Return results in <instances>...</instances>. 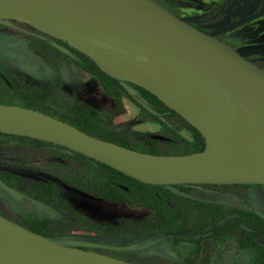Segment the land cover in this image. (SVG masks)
<instances>
[{
    "label": "water",
    "instance_id": "1",
    "mask_svg": "<svg viewBox=\"0 0 264 264\" xmlns=\"http://www.w3.org/2000/svg\"><path fill=\"white\" fill-rule=\"evenodd\" d=\"M0 19L24 23L102 62L140 86L202 135V151L151 154L89 135L49 114L0 104V132L52 142L80 152L141 182L264 185V134L242 100L264 111V70L233 47L188 22L158 0H0ZM158 55L180 94L128 71L116 58ZM12 195L19 190L0 179ZM264 218V216H263ZM82 247L128 250L68 239L61 244L0 215V264H136Z\"/></svg>",
    "mask_w": 264,
    "mask_h": 264
},
{
    "label": "rangeland",
    "instance_id": "2",
    "mask_svg": "<svg viewBox=\"0 0 264 264\" xmlns=\"http://www.w3.org/2000/svg\"><path fill=\"white\" fill-rule=\"evenodd\" d=\"M218 1L169 0L168 4L180 16L202 18ZM208 26L216 30L213 36L217 32L224 33L231 47L264 70V0H235L220 19ZM49 37L27 24L0 20V62L27 89L47 90L48 100L58 106L83 104L92 113L110 118L113 129L125 131L133 142L147 144L148 134H151L163 147L174 139L167 129L142 113L123 91L124 112L115 114L118 109L114 108L111 96L99 82L51 48L46 41ZM1 93L4 88L0 84ZM0 170L13 172L26 194L10 195L0 189V215L19 225L24 224L29 215L44 217L54 229L55 237L99 236L104 242L135 245L137 238L131 230L139 228L140 222L150 215V210L144 207L129 208L124 202L93 199L77 192L70 183L72 174L78 170L92 171V168L67 151L33 147L19 139H4L0 141ZM44 181L58 183L61 203L57 207L61 212L45 209L29 197L34 194L31 185ZM189 193L191 199L215 202L226 208L258 207L264 210V187L222 185L197 187ZM175 204L186 215L189 226L209 218L207 212L194 207L192 201L176 200ZM238 235L234 234L223 244L203 239L202 256L207 253L211 264L246 261L249 254L235 244ZM129 251L136 261L153 264H178L183 259L200 264L202 257L193 258L189 246L172 248L167 240L159 238L138 239L134 249Z\"/></svg>",
    "mask_w": 264,
    "mask_h": 264
},
{
    "label": "trees",
    "instance_id": "3",
    "mask_svg": "<svg viewBox=\"0 0 264 264\" xmlns=\"http://www.w3.org/2000/svg\"><path fill=\"white\" fill-rule=\"evenodd\" d=\"M158 1L171 8L168 4L169 0ZM227 3V0L216 2L211 7L213 17H218L225 10ZM186 20L191 22L189 18H186ZM192 24L197 26L195 23ZM29 28L35 30L31 26ZM46 41L49 42L51 48L59 52L66 60L98 79L101 86L111 96L114 108L118 109L115 114L124 112L120 90L115 87L119 79L101 70L88 56L70 47L66 42L53 37H49ZM0 84L4 88V93L0 94V104L19 105L39 110L75 126L89 135L142 152L181 155L202 151L205 147L204 138L198 130L177 112L166 106L155 95L137 85H132L134 91L131 94H127V96L142 113L161 127L167 129L174 136V139L170 140L166 146L161 147L151 134H148L150 138L147 140V144L131 141L125 131L113 129L110 118L105 119L92 113L81 103L64 107L51 103L48 100L49 93L47 90L40 88L27 89L20 83L15 74L5 69L1 62ZM4 139H19L33 147L42 146L67 151L73 158L86 162L92 168V171L78 170L72 174L70 183L76 191L93 199L120 201L124 202L129 208L144 207L150 210V215L140 222L139 228L135 227L131 230L137 238L136 241L138 239H165L172 248L178 245L189 246L192 257L197 258L202 256L204 251L203 239H211L223 244L228 238L237 233L239 235L235 238L236 247L247 252L249 258L246 261L232 264H264V219L256 212L252 211L249 215L238 208H226L213 203L191 200L174 193L165 185L141 182L107 164L52 142L0 132V141ZM0 178L12 187L21 188L20 179L9 170H0ZM172 186L176 190L184 192L187 184ZM31 189L34 193L31 198L34 201L45 207H52L54 212H61L59 210L60 207H57L61 203L57 182L33 183ZM176 200L192 201L193 206L198 209L202 208V210L207 212L209 218L207 220H199L189 226L186 215L175 204ZM48 223L49 220L44 217L29 215L25 223L21 225L38 234L51 237L61 244H66L67 236L56 235L57 237H55L54 229ZM136 241L134 242L135 245ZM82 248L136 264H153L136 261L129 255L130 251L127 250ZM199 263L210 264L209 257L204 255ZM178 264L192 263L188 259H183Z\"/></svg>",
    "mask_w": 264,
    "mask_h": 264
},
{
    "label": "bare ground",
    "instance_id": "4",
    "mask_svg": "<svg viewBox=\"0 0 264 264\" xmlns=\"http://www.w3.org/2000/svg\"><path fill=\"white\" fill-rule=\"evenodd\" d=\"M116 59L128 71L151 80L174 95L180 94L175 77L158 55L151 53L148 60H135L119 57ZM102 67L110 76L119 77L116 71L108 63L102 62ZM242 103L253 116L258 127L264 134V111L245 100H242Z\"/></svg>",
    "mask_w": 264,
    "mask_h": 264
},
{
    "label": "flooded vegetation",
    "instance_id": "5",
    "mask_svg": "<svg viewBox=\"0 0 264 264\" xmlns=\"http://www.w3.org/2000/svg\"><path fill=\"white\" fill-rule=\"evenodd\" d=\"M228 1V3H227V6H226V8H225V10L218 16V17H213V14H212V12H211V7L213 6H211L210 8H209V12H207V13H205L204 15H203V17L202 18H192L191 16H181L182 18H184L185 20H186V18L188 19H190V21L192 22V23H195L196 25H197V27L198 28H200L201 30H203L204 32H206V33H208V34H210V35H212L213 34V32H216V30H213V29H211L208 25H212L213 24V22H215L216 20H218V19H220L221 17H222V15H223V13L227 10V8L231 5V4H233V1H235V0H227ZM171 9V8H170ZM173 11H175L174 9H172ZM176 12V11H175ZM177 13V12H176ZM178 15H179V13H177ZM0 20H2V22H4V21H6V20H3V19H0ZM10 21H13V20H10ZM188 21V20H187ZM189 22V21H188ZM190 22V23H191ZM218 30L220 31V28H218ZM224 33H218L217 32V35H214L216 38H218L219 40H221V41H223L224 43H226V44H228L229 45V43H228V41H226V39L224 38ZM247 59H249V58H247ZM83 71H85V70H83ZM86 72V71H85ZM88 73V72H87ZM88 74H90V73H88ZM90 76L92 77V78H94V79H96L97 81H98V79L95 77V76H93V75H91L90 74ZM99 82V81H98ZM118 82V84H115V87L118 89V90H120V93L123 91L126 95L127 94H129L127 91H126V89L123 87V84H122V81L121 80H118L117 81ZM124 83L125 84H127L129 87H131L132 88V85H135V84H132V83H129V82H126V81H124ZM99 84H100V82H99ZM101 85V84H100ZM120 86V87H119ZM103 88V87H102ZM104 89V88H103ZM105 90V89H104ZM133 89H132V93H133ZM131 94V93H130ZM128 97V96H127ZM122 98V97H121ZM129 98V97H128ZM130 99V98H129ZM131 100V99H130ZM135 105V104H134ZM136 106V105H135ZM140 110V109H139ZM182 117V116H181ZM183 118V117H182ZM154 122V121H153ZM156 123V122H155ZM157 124V123H156ZM158 125V124H157ZM115 130V129H114ZM116 131H118V130H116ZM119 131H121V130H119ZM130 148V147H129ZM133 149V148H132ZM136 150V149H135ZM1 179V178H0ZM2 180V179H1ZM7 184V183H6ZM8 185V184H7ZM222 185H233V186H236V187H264V185H258V184H192V183H188L187 184V186H185V191L184 192H181V193H185L186 194V196L185 197H187V198H189V199H191L190 197H189V195H190V190H192V189H194V188H197V187H210V188H214V187H219V186H222ZM10 186V185H9ZM10 187H12V186H10ZM13 188H15V187H13ZM0 189H2L1 187H0ZM15 189H17V190H19V192H20V194H16V195H19V196H26V194L22 191V188H20V189H18V188H15ZM3 191H5L4 189H2ZM178 191V190H177ZM6 193H8L7 191H5ZM78 192V191H77ZM180 192V191H179ZM80 193V192H79ZM175 193V192H174ZM8 194H10V193H8ZM83 194V193H82ZM177 194V193H176ZM10 195H12V194H10ZM179 195H181V194H179ZM182 196V195H181ZM28 197V196H27ZM29 197H31V196H29ZM33 200V199H32ZM192 200V199H191ZM196 200V199H195ZM34 201V200H33ZM200 201V200H199ZM36 202V201H35ZM201 202H205V203H213V204H215V205H219V204H217V203H215V202H211V201H201ZM38 203V202H37ZM40 204V203H39ZM42 205V204H41ZM43 207H45L44 205H42ZM47 208H50V207H45V209H47ZM52 208V207H51ZM235 208V207H234ZM53 209V208H52ZM238 209H240V210H242V212L243 213H247V214H251V212L253 211V212H256L262 219H264L263 218V216H264V210H259V208L258 207H255V208H249V209H245V208H238ZM22 226V225H21ZM64 236H67V240L68 239H74V240H87V241H95V242H100V243H106V244H111V245H114V246H126L127 244H123V245H118V244H112V243H108V242H104L103 240H101L100 238L101 237H99V236H73V235H64ZM66 240V241H67ZM131 245V244H130ZM134 244H133V247L131 248V249H128L127 251H129V250H133L134 249ZM203 247H204V245H203ZM106 249H111V248H106ZM111 250H116V249H111ZM204 250H205V248H204ZM90 251H92V250H90ZM116 251H122V250H116ZM94 252H96V251H94ZM204 255H207L208 257H209V261H210V256L207 254V253H205ZM203 255V256H204ZM202 256V257H203ZM202 257L200 258V259H202ZM211 264V263H210Z\"/></svg>",
    "mask_w": 264,
    "mask_h": 264
}]
</instances>
